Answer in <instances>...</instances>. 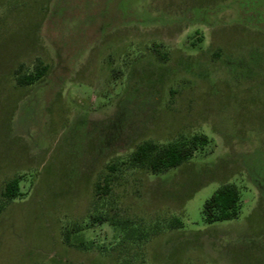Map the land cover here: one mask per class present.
Returning a JSON list of instances; mask_svg holds the SVG:
<instances>
[{
	"label": "rangeland",
	"instance_id": "374dc122",
	"mask_svg": "<svg viewBox=\"0 0 264 264\" xmlns=\"http://www.w3.org/2000/svg\"><path fill=\"white\" fill-rule=\"evenodd\" d=\"M199 134L167 173L124 164ZM227 183L239 217L206 224ZM0 205V264H264V0H0Z\"/></svg>",
	"mask_w": 264,
	"mask_h": 264
},
{
	"label": "trees",
	"instance_id": "16d2710c",
	"mask_svg": "<svg viewBox=\"0 0 264 264\" xmlns=\"http://www.w3.org/2000/svg\"><path fill=\"white\" fill-rule=\"evenodd\" d=\"M32 74H16V82L19 86H31L42 79L48 72V66L40 59L33 65ZM209 139L204 134L193 135L188 138H179L173 142L160 144L153 141H144L137 145L132 154L124 162L129 168L145 170L151 174H164L175 169L192 158L194 153L206 146ZM108 169L114 172L115 166L110 165ZM20 179L14 177L8 181L2 192L3 203H9L20 195ZM108 180L97 183L96 194L102 190H108ZM3 205H0V210ZM202 216L206 224L230 221L237 219L241 213V193L235 184H223L219 186L202 206ZM111 225L119 228L123 233L121 245L127 249L129 244H142L147 240V235L138 231L127 220H110ZM109 220L102 216H96L92 223L102 224ZM178 223V227L180 226ZM65 242L72 245L70 235L65 234ZM128 257L122 258L119 264H132Z\"/></svg>",
	"mask_w": 264,
	"mask_h": 264
}]
</instances>
